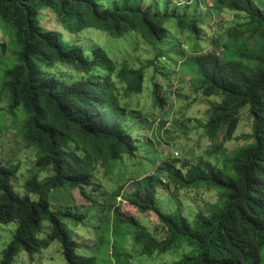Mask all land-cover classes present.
<instances>
[{
  "label": "trees",
  "instance_id": "1",
  "mask_svg": "<svg viewBox=\"0 0 264 264\" xmlns=\"http://www.w3.org/2000/svg\"><path fill=\"white\" fill-rule=\"evenodd\" d=\"M149 1L146 5L144 0H0V29L16 49L4 61L0 55V98L6 104L0 119L5 115L18 121L10 127L18 130L26 146L35 148L37 167L31 169L35 173L22 194L13 179L20 163H0V223H17L0 264H15L22 253L43 255L54 242L60 244L67 264H97L96 256L78 252V242L65 228L64 220H83L84 215L52 209L50 196L64 186H91L99 166L112 171L121 160L137 155L140 140L122 121L129 104L122 103L121 95L131 98L143 92L145 67L119 65L99 46L84 51L65 33L78 36L96 29L117 40L135 33L160 57L169 22L198 38L205 32L196 18L167 9L158 12ZM188 1L195 11L198 1L206 3ZM225 9L243 14L245 21L226 30L222 43L220 39L215 43L225 50L234 44L242 48L237 58L227 60L214 50L189 58L196 64L194 86L204 97L220 99L206 111L211 141L221 132L226 141L233 140L245 108L252 117V141L227 158L225 167L232 164L229 171L191 166L184 175L180 169H168L169 184L191 188L207 183L220 190V201L207 212H198L193 223L158 207L156 187L163 182L153 175L122 194L141 213L152 212L158 219L151 231L115 209L119 223L136 228L134 240L142 255L166 253L186 240L197 253L185 256L183 264H264V8L256 0H214L213 12ZM46 11L62 31L46 28V19H41ZM6 50L7 45L0 44L4 57ZM59 65L70 69L60 68L53 75ZM158 89L155 84L156 102L164 103ZM131 123L138 124L137 119ZM44 171L50 174L42 180L39 173Z\"/></svg>",
  "mask_w": 264,
  "mask_h": 264
},
{
  "label": "rangeland",
  "instance_id": "2",
  "mask_svg": "<svg viewBox=\"0 0 264 264\" xmlns=\"http://www.w3.org/2000/svg\"><path fill=\"white\" fill-rule=\"evenodd\" d=\"M146 5L149 0H144ZM153 9L163 12L183 14L196 18L204 33L198 38L188 30L177 26L175 21L167 24L170 32L166 43L161 45L160 57L139 35L132 33L117 40L101 30L88 29L80 35L65 33L67 39H72L84 51L89 52L93 47L103 48L119 65L126 64L129 68L145 67L143 92L125 98L121 95L122 103L129 104L126 116L122 117L125 126L131 129L135 138L140 140L137 155L125 158L120 164L107 171L99 166L93 184L83 188L71 189L68 186L52 191L50 201L54 210H71L74 215H84L83 220L67 218L65 228L71 239L78 242V252L86 256H96L97 264H183L187 255L197 253V248L189 241L182 240L172 250L152 256L142 255L141 247L135 243V227L119 223L114 218L116 208L126 217L136 218L141 224L153 231L158 223L154 213H141L124 197L128 195L137 181H145L153 175L163 183L156 187L158 207L168 215H183L191 223L198 212H207L211 206L220 201V190L205 183L191 188H179L169 184L168 169L176 168L188 173L191 166H200L205 171L212 168L215 171L231 170V163L226 167L227 158L232 157L235 148L246 145L252 140V117L249 108L240 113V125L233 140H225L224 133H219L216 141H211L207 135L206 111L210 106L219 102L217 97L206 98L194 86L196 64L193 55L212 50L223 60L237 58L236 52L242 47L238 44L225 50L221 43L225 33L245 21L243 14H237L227 9L213 12L214 0L206 3L198 1V9L188 0H152ZM264 8V0H256ZM45 19L46 28L61 29L52 22L54 15L46 11L41 17ZM62 31V29H61ZM6 44L7 50L1 60L11 57L16 51L10 36L3 35L0 29V44ZM168 48V50H164ZM153 62L151 65L149 62ZM68 71L70 67L59 65L57 70ZM155 84L159 86L158 96L164 103L156 102ZM121 93L123 86L121 84ZM6 104L0 98V109ZM137 119L138 124L131 123ZM21 121V120H20ZM19 121V122H20ZM23 121V119H22ZM18 121L3 115L0 119V163L14 165L20 163V168L14 173V184L22 194L26 193L25 182L35 173V148L26 146L25 139L17 129L11 128ZM221 147V148H219ZM226 158V159H225ZM163 167L161 173L160 168ZM50 173L40 172L39 178L44 180ZM120 188L123 189L120 191ZM119 192V196H115ZM17 223H0V261L2 252L13 238ZM114 248L115 257L112 255ZM119 253H121L119 256ZM127 256H126V255ZM131 256V257H130ZM264 261V248L261 250ZM15 264H67L60 244L54 242L47 250L29 257L22 253L16 258Z\"/></svg>",
  "mask_w": 264,
  "mask_h": 264
},
{
  "label": "clouds",
  "instance_id": "3",
  "mask_svg": "<svg viewBox=\"0 0 264 264\" xmlns=\"http://www.w3.org/2000/svg\"><path fill=\"white\" fill-rule=\"evenodd\" d=\"M95 178V177H94ZM147 178V177H146ZM141 181V180H140ZM65 187V186H64ZM70 188V187H69ZM73 189V188H72ZM55 190V189H54Z\"/></svg>",
  "mask_w": 264,
  "mask_h": 264
}]
</instances>
